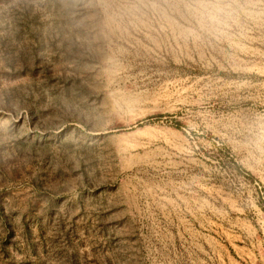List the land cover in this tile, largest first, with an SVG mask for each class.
I'll return each mask as SVG.
<instances>
[{
    "label": "rangeland",
    "instance_id": "rangeland-1",
    "mask_svg": "<svg viewBox=\"0 0 264 264\" xmlns=\"http://www.w3.org/2000/svg\"><path fill=\"white\" fill-rule=\"evenodd\" d=\"M0 264H264V0H0Z\"/></svg>",
    "mask_w": 264,
    "mask_h": 264
}]
</instances>
